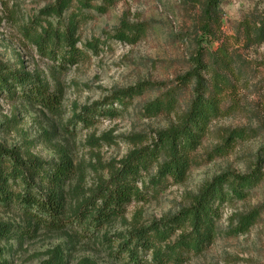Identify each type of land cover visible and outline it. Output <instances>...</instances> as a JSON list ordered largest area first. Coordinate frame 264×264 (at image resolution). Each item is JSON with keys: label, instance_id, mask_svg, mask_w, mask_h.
<instances>
[{"label": "rangeland", "instance_id": "obj_1", "mask_svg": "<svg viewBox=\"0 0 264 264\" xmlns=\"http://www.w3.org/2000/svg\"><path fill=\"white\" fill-rule=\"evenodd\" d=\"M52 2L0 0V65L11 69L24 67L62 98L60 113L55 115L36 105L0 97V144L23 153L29 151L47 161H57L60 153L66 152L74 164V175L64 188L68 192L67 206L72 207L75 198L89 195L106 181L111 168L118 167L130 151L146 146L156 131L179 120L190 103L191 86L182 91L176 111L170 115L143 116L144 102L162 92L154 87L127 101L124 107L113 103L116 116H101L87 130L78 126L75 132L67 134L71 127H67V132L63 128L69 117L84 106L139 83L175 85L177 77L190 68V57L197 48L201 6L192 0H119L105 13L73 7L63 18L66 22L70 12L77 15V46L83 58L60 72L36 53L21 32V27L30 24ZM220 10L219 36L226 39L245 16L264 14V0H221ZM125 15L131 22L148 26L146 35L133 45L107 39ZM96 38L100 45L98 52L93 53L84 46ZM217 45L213 43L212 49ZM226 46L233 56L235 74L231 79L235 89L225 93L222 115L209 124L201 145L193 152L184 182L173 184L168 179L152 187V169L150 175L142 177L144 198L130 203L123 217L103 225L90 241L74 242L66 231L44 228L21 239L18 233H25L26 227L22 215L0 205V223L15 227L10 239L0 240V264H43L50 257L48 251L57 247L63 253L64 264H83V260L87 264H118L105 237L175 215L216 175L247 173L264 148V42L246 46L230 38ZM237 129H244L248 137L226 146L227 134ZM138 185L141 187V183ZM255 208L260 210L256 223L244 234L230 235V219L235 222L238 215ZM181 264H264V185L254 187L247 199L225 205L215 240L201 253L185 255Z\"/></svg>", "mask_w": 264, "mask_h": 264}, {"label": "trees", "instance_id": "obj_2", "mask_svg": "<svg viewBox=\"0 0 264 264\" xmlns=\"http://www.w3.org/2000/svg\"><path fill=\"white\" fill-rule=\"evenodd\" d=\"M53 0L44 6L30 24L21 27L22 36L35 48L36 53L49 61L56 71L65 72L83 58L78 48V19L70 12L73 7L92 9L105 13L119 0ZM201 6V17L196 30L197 48L190 57V68L178 76L175 85L164 83H139L115 91L109 97L73 112L66 126L72 134L79 126L92 127L101 116L112 118L116 110L111 105L125 106L146 90L158 87L162 92L144 102L141 112L146 118L170 115L176 111L182 91L191 86L188 108L165 129L155 132L146 146L130 151L111 168L109 177L89 195L78 196L72 207L67 206L65 186L74 175V164L66 152L57 161H47L28 152L7 148L0 144V205L18 211L26 224L25 239L35 230L66 231L74 242L90 241L103 225L110 224L125 214L133 201L144 198L142 177L149 179L152 187L170 179L173 184L184 182L189 171L192 154L201 145L209 124L222 115V102L228 91L235 89L231 76L235 74L233 56L226 48L228 39L246 46L264 42V14L245 16L235 27L230 38L219 36L221 28V0H192ZM75 4V5H74ZM56 20L55 24L49 19ZM1 22V19H0ZM147 24L131 22L123 16L115 31L107 39L133 45L146 35ZM217 43L212 49L211 45ZM204 44V45H203ZM98 38L85 43V48L98 52ZM0 97L10 102L21 101L39 106L51 114H59L61 95L49 90L39 76L24 67L11 69L0 65ZM248 137L244 129L231 130L226 146ZM141 141L142 139H137ZM99 141V139H96ZM141 183V187L138 185ZM264 185V148L252 168L244 174L224 172L205 183L192 198V202L175 215L146 227L133 228L115 237H105L111 256L118 264H181L187 254H199L219 233V220L223 207L234 201H243L251 190ZM260 216L259 208L230 219V235L246 233ZM15 227L0 223V240H8ZM103 244V242H101ZM50 257L43 264H64L60 248L48 251ZM83 264L89 263L87 260Z\"/></svg>", "mask_w": 264, "mask_h": 264}]
</instances>
